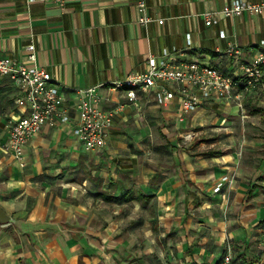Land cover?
Wrapping results in <instances>:
<instances>
[{
	"label": "crops",
	"instance_id": "1",
	"mask_svg": "<svg viewBox=\"0 0 264 264\" xmlns=\"http://www.w3.org/2000/svg\"><path fill=\"white\" fill-rule=\"evenodd\" d=\"M137 1L0 0V56L26 61L34 43L36 62L52 73L73 117L44 126L28 141L24 158H16L4 145L10 124L23 114L16 100L21 91L10 77L0 78V206L15 219L0 224V264H123L130 256L128 249L123 257L128 245L119 235L142 233L169 235L167 245L150 237L144 249L157 251L166 264H219L228 247L234 264H259L264 81L254 90L239 88L234 100L203 98L184 127L201 125L200 138L217 141L182 152L175 143L154 144L160 134L171 139L168 124L182 126L178 100L159 103L155 91L140 89L138 100L131 101L115 82L145 70L149 55L162 56L165 49L171 58L227 72L231 43L245 60L264 51V10L226 15L233 0H146L152 20L144 24ZM209 10L217 12L213 24L204 17ZM91 86H98L103 109L125 103L106 144L96 150L86 149L73 132L76 91ZM238 136L247 139L245 152L230 145ZM151 151L167 155L166 161L140 163L139 155ZM224 174L233 180L214 193V182Z\"/></svg>",
	"mask_w": 264,
	"mask_h": 264
},
{
	"label": "built area",
	"instance_id": "2",
	"mask_svg": "<svg viewBox=\"0 0 264 264\" xmlns=\"http://www.w3.org/2000/svg\"><path fill=\"white\" fill-rule=\"evenodd\" d=\"M38 1V0H29ZM53 1L64 5L67 0ZM138 17L141 23H148L152 17L147 15L146 0H138ZM264 10V2L256 3L249 0H233L226 6V15H241L244 12L259 13ZM206 23L218 21L216 11L204 13ZM163 22V19H159ZM225 35L224 30L221 31ZM191 33H188L191 42ZM177 49H174V52ZM170 50L165 49L162 56L150 54L148 66L140 72L130 73L126 79L115 82L116 87H124L126 96L131 101H137L138 91H155L156 100L167 103L176 98L181 106V114L187 115L196 108L202 98L234 100L238 98L237 90L241 87L250 90L261 82L264 72V51L253 59L242 62L241 50L237 43H231L226 52L231 58L229 71L220 66L202 63L198 60H178L170 57ZM37 61L36 46L28 45L26 61H20L12 56H0V78L10 77L21 91L17 102L22 104L23 114L12 122L5 148L16 158L22 159L28 141L44 126H56L73 120L69 107L65 103V93L54 80L52 73ZM77 101L74 108L78 112L73 132L88 150L102 148L114 123L115 114L125 103H120L115 109L106 110L100 106L102 95L98 86L77 89ZM239 105L242 103L238 102ZM184 116L181 117L183 119ZM229 178L225 175L215 189L220 190ZM261 250L264 256V227L262 229ZM219 264H234L231 247L223 254Z\"/></svg>",
	"mask_w": 264,
	"mask_h": 264
},
{
	"label": "rangeland",
	"instance_id": "3",
	"mask_svg": "<svg viewBox=\"0 0 264 264\" xmlns=\"http://www.w3.org/2000/svg\"><path fill=\"white\" fill-rule=\"evenodd\" d=\"M256 55H254L251 59H253ZM240 59H241L242 62H247V61H250L251 60V59L245 60V58H243L242 54L240 56ZM208 64H210V63H208ZM215 66H218V65H215ZM263 75H264V72H263ZM263 81H264V76L262 77L261 82L257 83L255 86H252L251 89H253V90L256 89L258 85H260L261 83H263ZM18 97H17V99H18ZM173 99H176V98H173ZM213 99H215V98H213ZM199 105H200V103H199ZM178 108H179L178 120L181 122L182 126L180 125L179 128H176V126H175L173 128V124H168L167 130L170 131L169 132V135H170L169 138H171V139L168 140L167 138H165L164 136H162L160 134L156 139H154V144L156 145V147H170L171 148L172 147V144L175 143V145H177L176 147H180L181 148V150H180L181 152H182V150H185V149L188 150V148H191V149H193L195 151V149H201V148L202 149H206L207 146H209L210 143H214V142L217 141V139H214V138H211V139L200 138V135L199 134L201 133L200 132L201 131V127H203L201 125H198V126H188L187 128L184 127V125L186 124V121L184 119L186 117V115H182L181 114V110H180L181 106H180V104H179ZM196 108H194V109H196ZM182 116H184L183 119H181ZM11 124H10V126H11ZM259 127L261 128V131H260L261 134H258V137L259 138H264V133L262 132V130L264 131V127L262 125H259ZM178 129L181 130V133L182 134L181 135H178L177 134L178 135L177 136L176 133H177V130ZM171 132H173L174 134L172 135ZM9 133H10V130H9ZM197 135H199V136H197ZM172 136H174V137L172 138ZM192 141H194V142H192ZM230 142H231L230 145L231 146H234V147H237L238 148L237 151L238 152H241V153H242V151L245 152V146H247V147L249 146V144L247 143V139L245 137H243V136H241V137L240 136L233 137V139H231ZM142 144L143 143H141V145ZM218 145H221V144L218 143ZM259 146L262 147L264 145L260 144ZM4 147H5V145H4ZM215 148H217V147L215 146ZM258 152H261L262 153V150H258ZM139 157H140V160H139L140 163H145V162H148L149 163L150 162L149 159H153L154 160V161H151L150 163H158L159 161H166V159H167V155L161 156L158 152H152V151L150 153H148V154H145V156L144 155L143 156L139 155ZM189 158H191L195 162V158L194 157L193 158L192 157H189ZM22 159H20V160H22ZM169 159L172 160L171 158H169ZM225 175H227L229 177V178H227L228 180H226L224 182V184H223V186L221 187L220 190H216L215 189L216 185L218 184L219 181H221V179ZM232 180H233L232 175H229V174L222 175L220 177V179H217V181L214 182L215 185H213L214 188L212 186V191L214 193L215 192L216 193H218V192L222 193L223 192L222 189H223L224 185L226 184V182H231ZM146 188H148V187H146ZM203 192L206 193L207 191L205 190ZM131 194H132L131 195L132 198H134V197H136L135 194H138V192L136 190H134V191H132ZM124 203L125 202L122 201V202H117L116 204L117 205H122ZM126 203H128V205H131L132 204V203H129V202H126ZM141 208H139L138 210H140ZM224 211L227 212V214H228V209H225ZM155 223H156L155 220H151V225H154ZM257 226H258L257 227L258 228V233H257V238L256 239L258 240V236H259V244L261 246L262 245L261 235H262V229L264 227V218L258 222ZM119 236H121L120 238H124V243H126V245H128L123 250V257L126 255V252L129 249L128 257L129 256L130 257L129 258H125L123 260L124 262H122L123 264H134L135 262L138 263V264H143L144 262H145V264H166V262H163L162 261L160 255L158 254L157 251H155V252L153 251V252H150V253H146V252H144V249L147 246L146 241L150 237L152 239H154V241H157V242L158 241H164L165 240L164 241L165 242V245H167V241L166 240L168 239V236L169 235H166V236L165 235H161V234L160 235L159 234H156V235H152V234L146 235V234L142 233V234H135V235H132V234H124V235H119ZM229 241L230 240H227L228 244H226V245H233L232 243H229ZM226 251H227V248H226V250L224 249V251H223L222 254H224ZM232 251H233V249H232ZM131 255H134V256L131 257ZM233 256H234V253H233ZM257 260H258V263L259 264H264V256H263L262 253H261V256L259 257V259H257ZM252 264H256V263H252Z\"/></svg>",
	"mask_w": 264,
	"mask_h": 264
},
{
	"label": "water",
	"instance_id": "4",
	"mask_svg": "<svg viewBox=\"0 0 264 264\" xmlns=\"http://www.w3.org/2000/svg\"><path fill=\"white\" fill-rule=\"evenodd\" d=\"M15 219L8 213L3 207L0 206V224L1 226H7L13 223Z\"/></svg>",
	"mask_w": 264,
	"mask_h": 264
}]
</instances>
